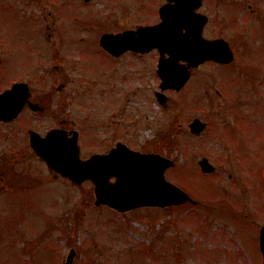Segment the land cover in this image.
Segmentation results:
<instances>
[{
    "label": "rangeland",
    "instance_id": "obj_1",
    "mask_svg": "<svg viewBox=\"0 0 264 264\" xmlns=\"http://www.w3.org/2000/svg\"><path fill=\"white\" fill-rule=\"evenodd\" d=\"M32 1L0 0V41L16 48L20 43L17 33L23 27H34L33 13L41 18V26L50 28L59 24L61 17L56 20L57 14L66 13L71 23L63 29L75 32L73 46L95 51L101 58L97 36L89 33L92 27L122 30L154 19V6L159 0H97L87 11L81 0H43L45 7L40 10ZM211 1L206 0L213 18L209 34L232 40L236 59L231 66L204 63L184 94H172L175 109L180 103L185 124L194 116L213 123L200 137L181 134V144L167 150L176 161L167 171L168 178L186 189L197 203L165 211L139 208L120 213L109 206L94 205L92 182L74 185L68 180H55L45 165L35 163L36 172L46 181L40 187L36 184L25 194L0 189V264H62L72 248L77 250L73 264H263L259 231L264 223V106L254 100L264 102V0H230L218 7ZM86 12L88 15L83 16ZM26 18L30 23H25ZM83 27L85 32L76 31ZM133 83L121 80L115 91L119 94L113 97L127 96L123 91ZM82 84L75 82L72 88L82 89ZM152 84H157L155 77ZM238 96L244 105L231 110V98L234 102ZM211 97L224 107L216 115L210 114ZM185 100L193 108L182 109L181 102ZM176 112L165 111L153 100L148 117L141 113L135 125L128 113L117 116L122 119L121 135L130 128L140 134L141 129L143 139L150 140L157 131L176 127ZM78 114L79 108L75 116ZM233 114L238 120L243 117L244 124L235 128ZM230 118L232 123L227 126ZM137 137L131 145L141 149L143 145ZM100 147H84V156L90 149ZM203 155L216 166L214 173L201 171L198 160ZM27 249L29 252L22 253Z\"/></svg>",
    "mask_w": 264,
    "mask_h": 264
},
{
    "label": "flooded vegetation",
    "instance_id": "obj_2",
    "mask_svg": "<svg viewBox=\"0 0 264 264\" xmlns=\"http://www.w3.org/2000/svg\"><path fill=\"white\" fill-rule=\"evenodd\" d=\"M81 1L83 8L87 11V7L97 0ZM228 1L230 0H213L211 2L213 6L218 7L224 2L228 3ZM32 2L34 3L35 9L40 10V8L45 7L43 0H33ZM150 2H153V0ZM168 3L169 0H159L154 6V9L157 11L155 14L157 16L156 18L147 20L144 23L141 22L130 27H125L122 30H102V28L97 30L96 26L92 27L93 31L89 33L96 34L97 36V48L99 52L101 51V58L96 57L94 50V52H90L87 48L78 49L77 46H73L75 44L73 40V37L76 35L75 32L73 30L67 32L63 29L65 25L71 23V16L68 17L66 13L64 16L57 14L56 20L60 17L61 20L58 21V25L55 24L56 20H53V24H55L54 28L41 26V18L33 13L34 16L30 17L34 21H30L33 22L34 27H23L17 33L20 43L16 48L13 47L14 44H9V46L5 41H0V92L9 89L16 82L26 83L29 89L28 94L23 93L17 94L16 96L17 103L23 104L20 110L7 119H0V181L3 183L0 189L20 190L21 193H27L29 189L37 186L40 187L46 182L41 180L44 175L42 176L37 173L35 166L33 167L35 163H42L48 169L46 162L32 148V136H36V133L40 136H46L48 132L57 129L61 135L72 138L75 132H77L83 153L84 150H87L84 147L93 144L101 146L100 148L90 149L85 153L87 155L84 157H88L97 152L102 154L109 153L120 142L130 146L132 140L138 138L137 136H139L138 143L142 142L143 145L140 150L155 151L149 149L150 147L148 146L155 144L161 146L166 151L169 142V130L165 132L159 130L156 132L155 139L144 140L141 129L140 134H134L132 128H130L128 132H125L127 135L124 134L123 136L119 129L122 119L117 118V116L121 117V115L123 116L128 113L132 117L131 123L135 125L140 120L139 116L141 113L148 117L146 114L148 108L152 107L153 100L167 112L169 110L177 111L175 118H177L178 122L176 124L175 134L177 135L176 142L179 145L182 141L181 134H187L190 137H200L210 130V123L212 121L209 122V120H205L199 116H194L186 125L182 115L183 110L179 108L180 103L178 101V109H175L174 104L176 102L172 95L184 94L194 84L196 72L201 65L194 67L189 66L188 61H179V67H187L190 70L188 80L180 90L175 88L164 89L158 64L161 58L165 59L168 55L162 56L158 48L150 51L127 49L116 54L107 49L102 43V37L107 33H119L127 29L135 30L139 25L159 23L161 21L160 9ZM171 4H174V1ZM191 4L188 6L189 14L199 13L207 15V23L203 31V36L206 39L226 38L220 35L209 34V27L213 22V18L206 6V0H201L200 5H197L196 2L192 3V1ZM34 6L31 5L29 7L34 8ZM59 6L65 8L64 4L61 6L59 3ZM255 11V9L252 10V12ZM82 15L87 16L88 12ZM106 18H101V20H105ZM107 19L109 20V18ZM28 20L26 18V24L30 23L26 22ZM98 20V25H101L100 19ZM76 31L81 34L85 32V28L83 27V30ZM72 32L73 36H71ZM67 33L69 40H67ZM227 40L235 51L231 43L232 40ZM14 55L17 58H14ZM206 62L214 63L211 60ZM231 64L226 65L231 66ZM154 77L157 83L155 86L152 84ZM121 80L125 83L127 82L128 85L134 83L132 86H129L130 89L128 91H123L127 96L115 98L113 94H119L115 91ZM78 81H81V84L83 83L82 89H73L72 84ZM2 83L3 87H1ZM236 93L247 94L242 92ZM228 95L233 96L231 93ZM253 95H256V92ZM134 97L136 100H133ZM241 99L243 98L238 96V102L237 100L233 102V98H231L232 104L230 109H237L236 105H244ZM185 101L181 102L182 109L186 106L190 109L193 108V106L189 107L190 104ZM252 101L249 100L248 102L253 103ZM254 102L256 104L258 102V105L261 102V107L263 108V101L257 99ZM210 104L212 108H210L211 115L218 114L224 108L217 105L215 99H212V97ZM78 108L80 115L78 114V117H76L75 113ZM138 111L140 114H137ZM133 112L136 113L134 114ZM106 115L109 116L106 117ZM232 117L236 119L234 122L235 128L239 124H244L242 122L243 117L240 116V120L236 118L235 114L231 115ZM196 118H201L207 122L204 130L196 132L190 128L191 122ZM231 118L227 122V126L231 125ZM98 124H100L99 127ZM218 139L223 144L226 143L225 141H221L220 137ZM130 147L137 149L134 145ZM35 178L39 180H35ZM59 179L63 178L60 177ZM36 184L38 185L36 186ZM21 205L19 206H25V204Z\"/></svg>",
    "mask_w": 264,
    "mask_h": 264
},
{
    "label": "water",
    "instance_id": "obj_3",
    "mask_svg": "<svg viewBox=\"0 0 264 264\" xmlns=\"http://www.w3.org/2000/svg\"><path fill=\"white\" fill-rule=\"evenodd\" d=\"M161 7L163 19L157 25L140 26L118 34H105L102 43L112 52L119 54L128 48L146 51L159 47L161 53L170 56L161 59L160 74L166 87L181 88L190 76L187 67L180 66L181 59L190 65H198L206 59L231 62L232 49L224 39L207 40L203 37L206 16L191 13L188 6L200 0H169ZM192 12V11H191ZM185 28V31L183 29ZM28 94V86L16 83L0 94V118L7 119L17 113L22 103H17V94ZM14 112V113H13ZM203 123L196 119L192 128L197 131ZM33 146L42 159L48 163L51 173L82 183L91 180L95 185V204H109L125 211L140 206L179 205L190 196L166 178V170L174 165L172 159L156 153H141L119 144L110 154H94L84 160L80 156L77 134L72 138L51 131L47 137H33ZM205 171L214 167L207 158L200 162ZM115 176L116 181L110 178ZM260 245L264 254V226L261 229ZM73 252L69 257L72 261Z\"/></svg>",
    "mask_w": 264,
    "mask_h": 264
}]
</instances>
